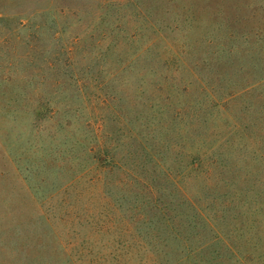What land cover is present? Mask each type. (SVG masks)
<instances>
[{
  "label": "rangeland",
  "instance_id": "374dc122",
  "mask_svg": "<svg viewBox=\"0 0 264 264\" xmlns=\"http://www.w3.org/2000/svg\"><path fill=\"white\" fill-rule=\"evenodd\" d=\"M0 264H264V0H0Z\"/></svg>",
  "mask_w": 264,
  "mask_h": 264
},
{
  "label": "trees",
  "instance_id": "16d2710c",
  "mask_svg": "<svg viewBox=\"0 0 264 264\" xmlns=\"http://www.w3.org/2000/svg\"><path fill=\"white\" fill-rule=\"evenodd\" d=\"M150 140H151V142L148 139H145L144 140V147H143L142 150H145V149H147V150L148 149H150V150H153V149L154 150H158L156 148L157 145H155V142H153L152 139H150ZM98 156H99V159L103 162V164H105V166L111 167V168H113L114 166H117V163H115V157L112 155V152H111L110 149L105 148V149L100 150ZM153 159L156 160L157 163H161V160H162V158L157 159L155 156H153ZM193 161H194L193 168L195 169V159ZM146 181L147 182H150V183L152 182V180L149 181V179H147ZM151 186H153V184ZM159 186L160 187H157V188L155 187L156 193H154V194L156 196H158V198L160 199L161 205L164 204L163 206H165V203H164V201L162 199L163 198V192H160L161 191L160 188H162V184L159 185ZM152 191L154 192L153 187H151V192ZM159 192H160V194H159ZM183 198H184V200L180 204L182 206H185V205L188 206L189 205V200L188 199H185V197H183ZM167 223H169V222H167ZM185 225H186V222H185ZM177 235H179V234H177Z\"/></svg>",
  "mask_w": 264,
  "mask_h": 264
}]
</instances>
